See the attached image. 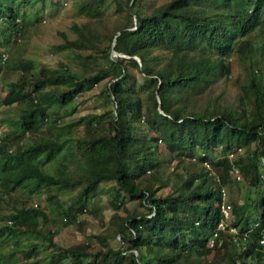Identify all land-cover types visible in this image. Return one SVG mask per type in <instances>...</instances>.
Returning a JSON list of instances; mask_svg holds the SVG:
<instances>
[{
  "label": "trees",
  "instance_id": "trees-1",
  "mask_svg": "<svg viewBox=\"0 0 264 264\" xmlns=\"http://www.w3.org/2000/svg\"><path fill=\"white\" fill-rule=\"evenodd\" d=\"M45 2L0 0L4 39L18 33L27 11L40 19ZM73 2L84 19L71 24L73 36L58 31L66 59L52 66L20 59L21 73L0 99L19 105L0 136V193H28L0 225L1 238L15 239L10 255L19 264H264V0ZM235 59L246 78L228 101L214 89ZM103 80L109 107L66 121L74 99ZM28 131L45 136L14 149ZM159 141L177 163L172 170H164ZM186 158L195 161L181 167ZM232 164L253 194L227 200L221 230ZM110 181L112 206L127 195L143 209L103 224L93 239L56 242L57 223L79 226L83 215H98L89 199ZM42 192L46 207L28 203Z\"/></svg>",
  "mask_w": 264,
  "mask_h": 264
},
{
  "label": "rangeland",
  "instance_id": "rangeland-1",
  "mask_svg": "<svg viewBox=\"0 0 264 264\" xmlns=\"http://www.w3.org/2000/svg\"><path fill=\"white\" fill-rule=\"evenodd\" d=\"M55 2H58L57 5ZM106 3H108V1H106ZM112 9L113 5H107L106 10L108 13H110ZM83 19L84 16L77 13L73 0H46L40 13V19H36L33 10H31V12L27 11L16 35L9 37V39L6 38L7 41L4 39L5 35L0 33V99L5 94L8 83L14 81L21 73V70L16 66L20 59L31 58L37 61L38 64H48L51 66L56 65L59 60L66 59V53L56 48V45L62 41L58 31L62 30L69 36H73L74 32L70 28L71 24L74 21L81 22ZM263 29L264 23L260 26L259 30L262 31ZM255 40H260V34H258ZM111 55L116 56L113 51ZM245 78V70L242 62L237 59L232 60V68L229 77L217 84L214 92L222 91V98L232 101L240 92L239 84L244 81ZM105 82L106 80H103L93 89L77 96L74 99V111L64 119L66 121L74 120L87 112H95L108 108L109 103L99 93L100 88L105 85ZM18 114L19 105L17 103L4 105L0 101V119L2 123V125H0V130L6 131L9 129L7 120L16 118ZM81 127L82 126L76 127L72 135L76 136L80 134L82 132ZM18 131H21V128H18ZM60 131L64 134L65 130L61 128ZM43 136H45L43 131H28L23 142L13 145V148L21 149L24 144L31 141L32 138L38 139ZM242 150H246V148ZM159 154L161 161L164 163L165 171L172 170L177 165L175 161H168L169 153L165 150L162 141H159ZM194 161V158H186L182 161L181 167L192 164ZM70 164H72V162H70ZM113 185H115L113 181L102 182L96 189L95 195H92L89 199V205L98 209V215H95V213L83 215V226L57 223L54 226L58 229L54 236V240L63 246L82 242L89 239L91 233L102 229L103 224H119L121 217L127 210L139 211L143 209L137 201L130 199L127 195L122 198V206L119 208L112 206L109 200L114 190ZM110 188L111 190H109ZM224 190V200L226 202L230 197H233L239 203H242L247 197V194H249V191L252 193L249 185L243 179L234 180V178H231L229 184L224 186ZM27 194L26 190L20 188H16L7 194L0 193V225L3 224L4 220H8L7 215L10 211L19 206L24 199H28ZM60 194L62 199L67 196V194ZM44 198V192L39 195L34 194L29 198L28 203L46 207ZM56 218H58V215ZM231 232L235 233L233 230H231ZM14 242L15 239L12 237L5 239L3 236L0 239V264H19L20 258L18 254L16 253L13 256L10 255L11 250L15 247ZM20 243L21 246H25L28 240L22 238L20 239ZM191 255L195 257L192 252ZM64 264L75 263L64 261Z\"/></svg>",
  "mask_w": 264,
  "mask_h": 264
},
{
  "label": "built area",
  "instance_id": "built-area-1",
  "mask_svg": "<svg viewBox=\"0 0 264 264\" xmlns=\"http://www.w3.org/2000/svg\"><path fill=\"white\" fill-rule=\"evenodd\" d=\"M1 134H2V130H0V136H1ZM204 163H205V165L207 167H210L209 162L206 161ZM230 173L232 174V176L236 180H240L241 179V174L239 172V168L237 167V165L232 164V166L230 168ZM222 192H223V196H224V193H225L224 188H222ZM230 209H231L230 203L225 202V200H224L222 202V204H221V211H222L223 217H222L221 221L218 224V229H221V230L225 229V227H226L225 220L231 215V212H230L231 210ZM231 230L235 231V228L231 227ZM215 235H216V232H214L213 236H215ZM260 241L264 242V237ZM212 243H213V237L210 238V240H209V244H212Z\"/></svg>",
  "mask_w": 264,
  "mask_h": 264
},
{
  "label": "water",
  "instance_id": "water-1",
  "mask_svg": "<svg viewBox=\"0 0 264 264\" xmlns=\"http://www.w3.org/2000/svg\"><path fill=\"white\" fill-rule=\"evenodd\" d=\"M113 44H114V42H113ZM113 52H114L116 55L120 54V53H118V52L115 51V50H113ZM122 55L127 56V57L130 56V55H125V54H122ZM133 57H134L139 63L141 62V61H140V58H139L137 55H133ZM160 111L162 112L161 109H160Z\"/></svg>",
  "mask_w": 264,
  "mask_h": 264
}]
</instances>
